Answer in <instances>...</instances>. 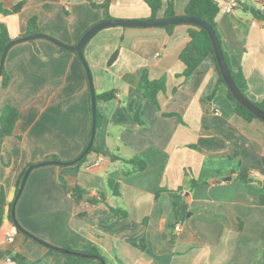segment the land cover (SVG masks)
I'll return each mask as SVG.
<instances>
[{
  "label": "crops",
  "instance_id": "0c3cea01",
  "mask_svg": "<svg viewBox=\"0 0 264 264\" xmlns=\"http://www.w3.org/2000/svg\"><path fill=\"white\" fill-rule=\"evenodd\" d=\"M105 1L0 0L4 8L23 4L18 13H0V22L17 39L36 17L42 33L75 45L90 27L109 19L92 5ZM216 1L222 47L232 68L245 75L249 96L261 100L264 21L257 14L264 17V0H237L229 13L223 9L229 0ZM188 2L174 0L177 15H184ZM108 12L115 19H151L145 0H112ZM189 28L177 24L169 33L160 26H114L86 44L100 116L95 150L82 163L30 172L15 207L24 229L63 249L96 248L106 264H119L117 258L124 264H264V121H246L236 113L227 86L216 88L213 55L183 76L179 56L190 41ZM4 66L10 83L4 88L0 77V194L9 208L29 165L50 155L72 161L83 152L91 138L92 109L86 68L71 50L45 38L18 42ZM145 69L151 79L166 77L157 104L137 91ZM108 91L113 98L99 97ZM6 105L20 112L10 136L1 126ZM99 154L106 161L95 163ZM134 156L145 160L144 170L127 162ZM110 180L118 183L119 194ZM77 187L81 196L73 195ZM7 231L13 241L5 238ZM8 256L14 258L11 264H101L6 223L0 264Z\"/></svg>",
  "mask_w": 264,
  "mask_h": 264
},
{
  "label": "trees",
  "instance_id": "16d2710c",
  "mask_svg": "<svg viewBox=\"0 0 264 264\" xmlns=\"http://www.w3.org/2000/svg\"><path fill=\"white\" fill-rule=\"evenodd\" d=\"M111 1L112 0H106L104 3H101V4L92 3V5L95 7L102 8L104 11L105 17L110 18L108 10H109ZM145 1L151 9V19H156L160 17L169 18V17H174L177 15L174 9V0H167L166 2H164V0H145ZM22 5L23 4L20 3L11 8H4L0 5V13L3 15L18 13L21 10ZM219 11H220V5L216 0H189L185 8L184 14L188 16L198 17L202 19L203 21H205L206 23H208L210 26H212V28L215 30L216 35L221 43V39H220V35L218 32L217 23H216V18L218 16ZM161 12H162V15L160 16ZM257 18L264 21V17L259 14H257ZM188 25H190V28H189L190 41L187 44V46L182 50L179 56L180 60L185 65L183 76H185L186 78L189 77L207 56L213 55L214 69L219 75L218 84L216 88L218 87L220 83H224L227 86L223 78V75L220 71V67H219L217 58L214 53L213 43H212L210 34L208 33L206 29L202 27H199L193 24H188ZM175 26L176 25H166L162 27L165 28L169 33H171ZM27 27L28 29H27L26 35H32V34L41 32L38 27L36 17H32L28 21ZM12 40L13 39L11 38L9 34L7 26L4 23L0 22V58L4 51V48ZM61 49L64 50L63 48ZM72 52L77 54L76 51H72ZM83 54H84V49H83ZM224 56H225L226 64L231 72V75L236 85L242 92V94H244V96L249 98L256 106H258L262 111H264V98L261 100H257L249 96L248 84H247L245 75L243 74L241 70L235 71L232 68L228 54L225 51H224ZM0 77L2 78V86L6 88L10 83V75L6 71L5 66L2 68ZM165 90H166V77L165 76H162L161 78H158V79H151L149 71L147 69L143 71L140 82L137 87V91L139 93H142L146 98L150 99L151 101L157 104L159 93L164 92ZM227 95L229 99L232 101V103L234 104L236 113L240 115L242 118H244L246 121H252L253 119L262 120L261 118L253 114L251 111H249L246 107H244L234 97L232 92L229 90L228 86H227ZM99 97L103 100H109L114 97V92L113 91L104 92L100 94ZM19 115H20V112L17 107L13 105H6L4 107L2 114H1V126L6 136H10L13 134L16 122L18 121V118H19ZM133 119L139 123L141 122V119L139 118L138 115L133 116ZM99 120H100V116L97 112V126L99 125ZM94 150H95V146L93 144L89 152L77 163H82L86 159L87 155ZM111 158L113 159L115 157L111 156ZM48 160H59V158L56 155H50L45 158V161H48ZM127 162L133 166V170L135 171H142L146 168L145 160H143L142 158L138 156H134L128 159ZM25 171L26 169L22 171L17 181L16 194L19 189V186H20V183H21V180L23 178ZM109 183H110V186L114 194H119L118 183L113 182L112 180H110ZM159 192L160 190L157 191V194ZM170 192L174 196H178L176 194V191H170ZM73 195L81 196V191L79 187H77L74 190ZM90 201L96 202L97 200L92 199ZM12 204H13V201L9 204V208H6L5 195L3 193L0 194V233H1L2 227L6 225V223L15 227L14 219L12 217ZM179 207H180L179 202H176L175 208L177 212L179 211ZM111 210L112 212L116 213L120 217L127 216V212L124 210L113 208V207H111ZM83 253H86L88 256L81 257V258L96 259L100 263H101V260H105L101 252L96 248H92L90 250L84 251ZM16 258H19V255H16ZM117 260L119 264H124L122 260L118 258Z\"/></svg>",
  "mask_w": 264,
  "mask_h": 264
},
{
  "label": "water",
  "instance_id": "95a60500",
  "mask_svg": "<svg viewBox=\"0 0 264 264\" xmlns=\"http://www.w3.org/2000/svg\"><path fill=\"white\" fill-rule=\"evenodd\" d=\"M193 24L197 25L199 27H202L208 31L210 34L212 43H213V48H214V53L217 58L220 71L223 75V78L229 88V90L232 92L234 97L244 106L246 107L249 111H251L253 114H255L257 117L261 118L264 120V111H262L258 106H256L249 98L244 96L238 86L236 85L231 72L226 64L225 56H224V51L222 48V45L216 35L215 30L210 26L208 23L203 21L202 19L195 17V16H188V15H176L174 17H160L156 19H115V18H109V19H104L92 27H90L80 38V40L75 44V45H68L55 37H52L50 35H47L45 33H36L32 35H26L23 37H19L17 39H13L10 41L6 47L4 48V51L1 55L0 58V74L2 72V68L4 67L5 60L8 54L9 49L16 43L18 42H23V41H28V40H34L37 38H45L53 43L57 44L59 47L66 49V50H71V51H76L80 59L82 60V63L84 64L87 74H88V79H89V85H90V92H91V109H92V132H91V138L86 146V148L83 150V152L74 160L72 161H59V160H48V161H42L39 163L31 164L27 167L23 178L21 180L19 189L17 191L16 197L13 201L12 204V217L14 219L15 227L18 229V231L28 235L29 237L35 239L36 241H39L45 245H48L54 249L60 250L65 253H72L74 255H78L81 257H87L88 255L83 252H72L67 249L60 248L58 246L51 245L49 243H46L24 229L22 225L18 222L16 215H15V207L16 203L24 189V186L26 184L27 178L30 174V172L37 167L44 166V165H67V164H74L77 163L79 160H81L91 149L93 143H94V138L96 134V128H97V108H96V102H97V97H96V91L94 89L93 85V79H92V74L90 71V67L88 65V62L83 54V49L86 46V44L96 35L99 31L102 29L108 28V27H114V26H123V27H155V26H166V25H177V24ZM117 51L114 53V55L111 57L110 62L116 58ZM101 264H106L105 260H101Z\"/></svg>",
  "mask_w": 264,
  "mask_h": 264
},
{
  "label": "built area",
  "instance_id": "2783aa9c",
  "mask_svg": "<svg viewBox=\"0 0 264 264\" xmlns=\"http://www.w3.org/2000/svg\"><path fill=\"white\" fill-rule=\"evenodd\" d=\"M237 5H238V1H237V0H229V1L227 2V4L223 6V9H224L226 12L229 13V12H231V11L233 10V8H234L235 6H237ZM262 7H264V4H262ZM106 159H107V156H106L105 154H99V155H97V158H96L95 163H101V162H104V161H106ZM222 182H225V181L223 180ZM174 230H175L176 232H178V231L180 230V224H179V223H176V224H175V226H174ZM5 238H6L8 241H13L14 236H13V234H12L11 232H8V231H7L6 234H5ZM13 261H14V258L11 257V256H8V257H6V259H5V261H4L3 264H11V263H13Z\"/></svg>",
  "mask_w": 264,
  "mask_h": 264
}]
</instances>
